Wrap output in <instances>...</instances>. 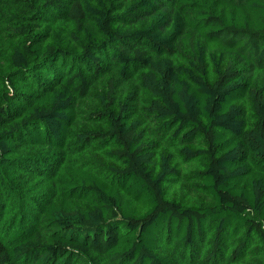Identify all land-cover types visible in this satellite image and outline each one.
I'll list each match as a JSON object with an SVG mask.
<instances>
[{"label": "trees", "instance_id": "16d2710c", "mask_svg": "<svg viewBox=\"0 0 264 264\" xmlns=\"http://www.w3.org/2000/svg\"><path fill=\"white\" fill-rule=\"evenodd\" d=\"M0 264H264V0H0Z\"/></svg>", "mask_w": 264, "mask_h": 264}]
</instances>
